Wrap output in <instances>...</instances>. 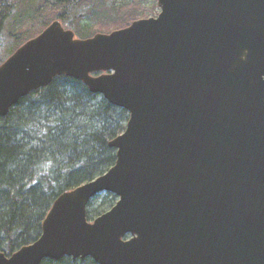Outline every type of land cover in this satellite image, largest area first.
<instances>
[{"label": "water", "instance_id": "1", "mask_svg": "<svg viewBox=\"0 0 264 264\" xmlns=\"http://www.w3.org/2000/svg\"><path fill=\"white\" fill-rule=\"evenodd\" d=\"M78 37L60 19L0 64V116L66 75L129 112L105 173L54 200L0 264H264V0H157ZM116 204L93 221V197Z\"/></svg>", "mask_w": 264, "mask_h": 264}, {"label": "trees", "instance_id": "2", "mask_svg": "<svg viewBox=\"0 0 264 264\" xmlns=\"http://www.w3.org/2000/svg\"><path fill=\"white\" fill-rule=\"evenodd\" d=\"M140 1L45 0L41 6L38 0H0V64L55 19L86 38L128 26L144 9ZM128 119L126 109L66 75L30 92L0 116V251L10 256L35 241L58 195L115 164L117 150L109 142L125 130ZM104 193L109 199L96 209L90 207L100 194L89 204V219L116 203L115 194ZM41 264L99 263L64 256Z\"/></svg>", "mask_w": 264, "mask_h": 264}, {"label": "rangeland", "instance_id": "3", "mask_svg": "<svg viewBox=\"0 0 264 264\" xmlns=\"http://www.w3.org/2000/svg\"><path fill=\"white\" fill-rule=\"evenodd\" d=\"M44 1L45 0H38V4H40L42 6L45 3ZM122 1H124V0H117L118 3H122ZM34 2H37V0H34ZM140 2L142 3L144 9L138 12V14H137L138 18H136V19L145 18V17H149V16H157L159 14L161 8L159 7L157 0H141ZM45 9L49 12L48 6H45ZM100 195H101V197L96 199L93 202V205L90 207V210L96 209L101 201H102V203H104V201L106 199H109V198H107L106 193H102ZM110 208H108L106 206V207H103L102 210H104V212H106ZM94 216H96V215H94Z\"/></svg>", "mask_w": 264, "mask_h": 264}, {"label": "flooded vegetation", "instance_id": "4", "mask_svg": "<svg viewBox=\"0 0 264 264\" xmlns=\"http://www.w3.org/2000/svg\"><path fill=\"white\" fill-rule=\"evenodd\" d=\"M94 199V198H93ZM91 201H92V199H91ZM91 201L89 202V204L91 203ZM89 204H88V207H87V216H88V211H89ZM101 214H103V213H101ZM101 214H99V215H101ZM99 215H97V216H95L93 219H89L88 218V220L89 221H93L96 217H98Z\"/></svg>", "mask_w": 264, "mask_h": 264}]
</instances>
